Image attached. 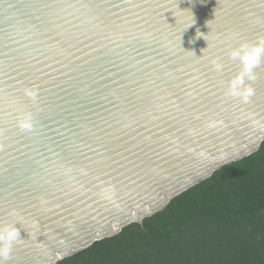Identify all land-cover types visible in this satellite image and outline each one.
Wrapping results in <instances>:
<instances>
[{
  "label": "water",
  "instance_id": "1",
  "mask_svg": "<svg viewBox=\"0 0 264 264\" xmlns=\"http://www.w3.org/2000/svg\"><path fill=\"white\" fill-rule=\"evenodd\" d=\"M259 36L264 0H0V224L21 235L7 264L139 220L263 134L264 65L250 102L226 95L228 51Z\"/></svg>",
  "mask_w": 264,
  "mask_h": 264
},
{
  "label": "trees",
  "instance_id": "2",
  "mask_svg": "<svg viewBox=\"0 0 264 264\" xmlns=\"http://www.w3.org/2000/svg\"><path fill=\"white\" fill-rule=\"evenodd\" d=\"M40 264H264V133Z\"/></svg>",
  "mask_w": 264,
  "mask_h": 264
},
{
  "label": "clouds",
  "instance_id": "3",
  "mask_svg": "<svg viewBox=\"0 0 264 264\" xmlns=\"http://www.w3.org/2000/svg\"><path fill=\"white\" fill-rule=\"evenodd\" d=\"M228 56L239 62L240 70L228 82L226 95L239 97L243 103H248L255 95L253 82L258 78L256 69L264 65V36H259L255 41H242L228 51ZM211 63L217 72L222 71L223 64L218 59L212 60ZM24 91L26 96L36 100L38 93L34 88H26ZM255 123L260 124V121ZM18 127L21 131H31L34 127L33 115L24 113L18 120ZM115 195L113 186L102 189L103 198L114 199ZM20 238V229L16 225L0 224V264H7L11 259L13 246Z\"/></svg>",
  "mask_w": 264,
  "mask_h": 264
},
{
  "label": "snow or ice",
  "instance_id": "4",
  "mask_svg": "<svg viewBox=\"0 0 264 264\" xmlns=\"http://www.w3.org/2000/svg\"><path fill=\"white\" fill-rule=\"evenodd\" d=\"M71 6V5H70Z\"/></svg>",
  "mask_w": 264,
  "mask_h": 264
}]
</instances>
